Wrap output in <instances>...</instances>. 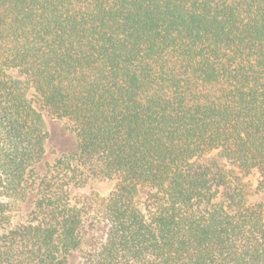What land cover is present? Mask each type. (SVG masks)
<instances>
[{
	"label": "trees",
	"instance_id": "obj_1",
	"mask_svg": "<svg viewBox=\"0 0 264 264\" xmlns=\"http://www.w3.org/2000/svg\"><path fill=\"white\" fill-rule=\"evenodd\" d=\"M36 105L114 184L76 199L59 159L12 228L45 157ZM254 173L259 193L264 0H0V264H67L85 207L108 228L84 264H264Z\"/></svg>",
	"mask_w": 264,
	"mask_h": 264
},
{
	"label": "rangeland",
	"instance_id": "obj_2",
	"mask_svg": "<svg viewBox=\"0 0 264 264\" xmlns=\"http://www.w3.org/2000/svg\"><path fill=\"white\" fill-rule=\"evenodd\" d=\"M9 73L15 79H22L21 74L15 70ZM30 97H33V92L30 93ZM36 108L42 114L49 134L46 142L45 157L43 163L35 168L33 174L28 179V198L20 205V210L14 214L12 228L26 225L33 220V206L39 192L40 184L46 177L56 176L55 173H52L53 165L59 159L73 158L74 166H77L80 170L81 185L70 189L71 196L76 199L88 195L92 191L104 196L109 193L114 184L113 181L90 173L78 166L77 137L73 125L67 119L51 116L44 110L39 109L37 105ZM245 182L252 191L249 202L251 204L259 203L264 206V191L259 193L254 191L258 182L257 175L254 173L245 178ZM145 194V191L141 192L142 200ZM82 218V242L78 250L69 254L67 264H84L86 259L95 254L106 237L107 224L95 219L90 207H85Z\"/></svg>",
	"mask_w": 264,
	"mask_h": 264
}]
</instances>
